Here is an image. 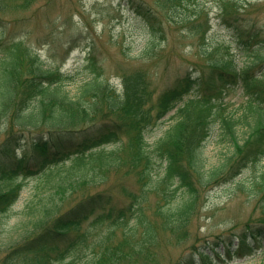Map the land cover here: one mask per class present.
<instances>
[{"label": "trees", "instance_id": "trees-1", "mask_svg": "<svg viewBox=\"0 0 264 264\" xmlns=\"http://www.w3.org/2000/svg\"><path fill=\"white\" fill-rule=\"evenodd\" d=\"M36 1L0 0V12L25 11ZM165 1L179 16L186 15L193 0ZM194 2V13L187 17L190 24L196 22L197 32L207 20L198 16L201 1ZM246 2L215 0V5L222 24L233 29L236 47L250 53V60L240 66L223 54L200 71L187 68L155 100L144 72L123 75L118 89L97 68L69 96L64 84L75 79L73 74L45 65L21 41H2L0 36V242L29 181L32 193L22 225L26 233L7 244L0 264H22L23 258H15L30 251L48 252L36 255L44 264H75V250L87 237L79 233L81 224L92 215L97 223H106L104 239L121 230L137 253L164 235L187 238L205 191L235 178L264 155V34L256 27L245 32L246 27L235 26ZM127 3L148 17L140 2ZM155 41L149 38L145 50L154 51ZM236 84L245 96L237 118L218 99ZM173 108L176 121L150 144L147 131ZM237 121L246 127L242 139ZM216 122L233 150L220 164L206 168L200 149ZM122 168L135 175L139 190L125 191L127 204L116 208L113 193L100 187ZM258 183L264 184V170ZM151 194L158 199L149 217ZM263 238L264 217L238 233L194 241L173 264L243 261L263 247ZM118 249H99L81 264H120L124 256Z\"/></svg>", "mask_w": 264, "mask_h": 264}, {"label": "rangeland", "instance_id": "rangeland-1", "mask_svg": "<svg viewBox=\"0 0 264 264\" xmlns=\"http://www.w3.org/2000/svg\"><path fill=\"white\" fill-rule=\"evenodd\" d=\"M136 1L147 7L148 17L127 0H37L25 11L0 12V36L2 41H21L38 53L45 65L73 74L75 79L64 84L69 96L75 94L82 78L93 73L95 68L118 89L123 75L144 72L155 100L187 68L200 71L207 68L209 60L223 54L233 56L240 66L250 60V53L236 47L237 37L233 29L227 28L218 18L215 0L190 2L193 7L194 1H201L198 16L207 20L197 32H194L196 22L190 24L187 17L194 13V7L190 6L186 15L178 16L170 11V3L165 0ZM246 3L235 26L246 27L245 32L256 27L264 34V0H247ZM148 20L154 21L157 31ZM151 37L156 39L157 45L154 51L148 52L145 44ZM238 43L243 44L239 40ZM222 96L229 111L235 116L240 115L244 100L242 89L229 87ZM176 119L173 109L150 128L146 133L149 143L154 144ZM2 126L0 124V129ZM245 129L243 123L237 124L240 138ZM3 137L4 132H0V140ZM231 150L232 142L222 134L219 124H215L200 154L205 167L210 168L220 164ZM263 170L264 156L245 166L237 178L209 187L189 222L186 239L177 241L164 235L155 244L144 247L143 252L137 253L121 230H117L111 239H104L107 225L97 223L96 216L92 215L81 224L79 233L86 232L87 237L75 250V264H81L99 249L108 251L110 245L118 246L123 253L120 264H173L196 240L212 238L219 233H238L245 222L264 217V184L258 183ZM126 171L127 168H122L116 174H110L100 187L113 193L116 208L127 204L125 191L139 190L135 175ZM30 184L31 181L22 190L1 234L0 261L7 254V244L26 233L22 225L28 214L26 203L32 195ZM157 199L155 194L148 199L146 212L149 217L154 215ZM44 253L48 252H25L15 261L23 258L22 264H44L36 258ZM244 258L243 261L221 264H264V247ZM56 262L46 260L45 264Z\"/></svg>", "mask_w": 264, "mask_h": 264}]
</instances>
